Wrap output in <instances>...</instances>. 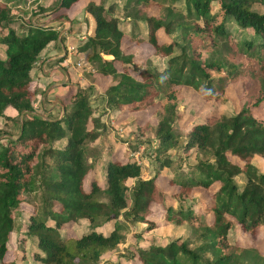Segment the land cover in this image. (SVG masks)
<instances>
[{
  "label": "trees",
  "instance_id": "obj_1",
  "mask_svg": "<svg viewBox=\"0 0 264 264\" xmlns=\"http://www.w3.org/2000/svg\"><path fill=\"white\" fill-rule=\"evenodd\" d=\"M43 1L0 0V264L24 258L23 250L6 257L10 233L22 228L20 215L27 216L20 242L35 240L34 264H97L122 241L120 215L154 228L148 219L152 204L163 209L165 223L188 227L189 238L136 247L126 259L135 257L139 264H247L243 259L249 254L264 264L257 249L227 239L231 228L251 237L264 230V169L252 163L254 157H264V120L255 114L264 108V13L254 10L255 5L264 7V0H120L119 8L113 0H89L84 6L93 29L76 51L88 53L92 77H109L101 101L127 113L157 107V124L137 128L156 139L159 170L173 163L167 153L157 157L161 152L180 149V163L190 150L198 153L188 171L163 173L167 184L177 188L173 193L162 191L155 176L141 178L139 164L110 155L103 162L102 181L92 177L84 186L99 156L92 145L102 127L90 105L94 87L75 86L68 104L54 100L61 114L48 118L34 112L39 87L31 77L49 44L62 42L60 31L45 23L70 21L67 10L78 0H57L49 8ZM30 5L35 6L25 16L18 15ZM150 5H157V13L147 12ZM157 31L167 41L159 42ZM124 36L152 48L141 67L121 49ZM155 56L164 59L163 66L151 64ZM235 81L241 92L237 109L179 131L176 96L181 87L221 104L227 101V85ZM7 109L13 113L7 115ZM195 188L210 191V202L195 197ZM49 220L52 224H46ZM81 222L86 232L60 234L63 225L73 228ZM108 222L112 228L107 233L98 229Z\"/></svg>",
  "mask_w": 264,
  "mask_h": 264
},
{
  "label": "rangeland",
  "instance_id": "obj_2",
  "mask_svg": "<svg viewBox=\"0 0 264 264\" xmlns=\"http://www.w3.org/2000/svg\"><path fill=\"white\" fill-rule=\"evenodd\" d=\"M89 0H78L71 5L67 10V16L70 19L68 22H49L45 25H49L60 31L62 36L61 43H50L49 46L43 51L38 63L32 70L33 82L39 87V93L34 102V112L37 115H42L48 118H54L61 114L60 108L56 105L57 100L62 103L68 104L69 96L73 93L74 87H85L92 84L95 93L90 98V105L93 109V116L97 117L98 121L102 124L100 128L101 132L99 139L95 140L92 146H95L98 150V159L92 167L93 172H89L84 177V186H87L88 181L92 177H96L98 182L102 181L103 171L102 166L104 160L110 155L112 158L125 161L126 159L134 161L141 167L140 177L148 179L153 176L156 177V183L165 193H173L177 190L176 187L169 186L164 178L166 173L168 176L172 175L176 170L188 171L190 164L195 161L198 153L195 150H190L189 157L180 163V157H184L180 153V149L172 148L165 152H161L157 157H163L167 153L173 159L171 168L158 169V161L155 159L154 149L157 147V141L153 138L152 133L148 130L140 133L139 128L143 125L155 126L159 119L156 106L150 107L146 110L137 112H119L105 106L104 101H101L102 93L106 88L109 77H103L100 75H93L92 68L88 64V53H79L76 50L82 45L86 37L92 33L93 19L91 15L84 11V6ZM95 1V0H94ZM120 7V0H113ZM15 0H11V3ZM57 2V0H44L42 4L49 8ZM35 5H30L27 8H20L17 12L20 16H25L23 12H27L29 9L34 8ZM19 8V7H17ZM16 9V8H15ZM148 13H157V5H150L146 7ZM14 10V9H13ZM254 10L260 13H264L263 6H254ZM15 11V10H14ZM114 16H118L120 19V12L116 10ZM26 19V17H24ZM43 20H46L44 18ZM24 21V20H23ZM126 22H120V26L128 29L125 26ZM238 34V33H237ZM156 36L159 42L167 41L166 36L162 31H157ZM121 49L124 53L132 55V62L138 67L144 63L152 52V48L143 43L135 44L130 42L129 39L124 36L120 42ZM2 46H0V56L2 53ZM50 58L49 60H46ZM45 59L44 61H42ZM151 64L155 67H161L164 65V59L158 57L151 58ZM129 72L132 75H136L135 71H132L130 65H127ZM43 91H42V90ZM240 86L239 81L230 83L226 87L227 101L225 103L217 104L211 100H204L195 92L186 87H181L179 93L176 96V112L178 114V127L179 131L186 130L194 122L203 120L207 116H217L219 114H230L233 110L239 107L240 98ZM57 99V100H56ZM55 100V101H54ZM42 104L39 106V103ZM161 103V101H159ZM156 103V105H159ZM10 109L6 110L7 115H11ZM255 114L264 120V108H259L255 111ZM133 122V124L131 123ZM0 120V126L2 125ZM16 132V131H15ZM179 138V142H180ZM150 140V141H149ZM120 146V149L116 150ZM89 161V159H88ZM252 163L260 171L264 169V157H254ZM237 183L241 184L243 179L237 178ZM134 180L127 182L125 195L129 196L130 187ZM213 186L211 187L212 190ZM193 195L201 199L204 203H209V193L200 188L193 190ZM168 202V201H167ZM169 203V202H168ZM151 212L148 219L154 225V228H148L146 223L134 221L130 223L125 220L123 215H120L119 221L124 225L121 229L122 241L118 244L117 248L104 255L97 264H139L134 258L128 260L126 257L129 252L133 251L136 247L148 246L149 244H161L163 245L169 240L176 238H189V228L186 226H175L165 223V212L159 205L152 204ZM21 209L31 212L30 207L22 206ZM199 209V208H198ZM27 221L26 215H20L18 222L20 227L17 230L12 231L9 235L6 243L8 253L6 257L9 259L14 258V252L18 255L23 250L24 258L17 262L18 264H34L32 260L31 252L36 250L35 240L28 238L24 244L20 242L22 234L24 232L23 226ZM46 224H52L49 220ZM63 225V230L60 231L61 235L67 233L68 236H79L81 233L86 232L87 226L83 222L78 223L73 228ZM111 228V222L107 224L102 231L107 232ZM19 233V234H18ZM228 242L233 245L236 242L240 247H250L257 249L259 254L264 256V230L260 229L255 237H251L247 233L238 232L236 228H231L227 234ZM194 243H191V246ZM18 259V257H17ZM126 259V260H125ZM243 261L247 264H262L263 261L252 259L250 255L244 256Z\"/></svg>",
  "mask_w": 264,
  "mask_h": 264
},
{
  "label": "crops",
  "instance_id": "obj_3",
  "mask_svg": "<svg viewBox=\"0 0 264 264\" xmlns=\"http://www.w3.org/2000/svg\"><path fill=\"white\" fill-rule=\"evenodd\" d=\"M1 48H2V47H1ZM49 59H50V58H47L46 60H49ZM108 223H109V222H108ZM108 223H104V225H102V226L99 227L98 229L101 230V231H102V229L104 230ZM111 228H112V222H111ZM109 230H110V229H109ZM109 230H108V231H109ZM108 231H107V232H108ZM107 232H105V233H107Z\"/></svg>",
  "mask_w": 264,
  "mask_h": 264
}]
</instances>
